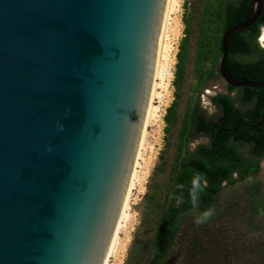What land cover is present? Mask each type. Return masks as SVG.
Segmentation results:
<instances>
[{
  "label": "water",
  "instance_id": "obj_1",
  "mask_svg": "<svg viewBox=\"0 0 264 264\" xmlns=\"http://www.w3.org/2000/svg\"><path fill=\"white\" fill-rule=\"evenodd\" d=\"M169 0H0V264H107ZM232 88H264L225 72Z\"/></svg>",
  "mask_w": 264,
  "mask_h": 264
},
{
  "label": "trees",
  "instance_id": "obj_2",
  "mask_svg": "<svg viewBox=\"0 0 264 264\" xmlns=\"http://www.w3.org/2000/svg\"><path fill=\"white\" fill-rule=\"evenodd\" d=\"M252 13L251 0L184 4L173 101L163 119L164 149L147 185L125 264H264V231L247 229V213L261 212V187L249 186L241 195L244 203L235 196L220 203L222 190L255 175L264 158V88H232L219 72L224 34ZM261 25L264 6L252 26L229 37V77L264 83V50L257 43ZM221 83L224 91L217 92ZM204 97L215 112L208 113ZM197 172L207 186L193 208L189 189ZM176 195L183 197L179 206ZM210 207L213 215L196 224L195 217Z\"/></svg>",
  "mask_w": 264,
  "mask_h": 264
},
{
  "label": "rangeland",
  "instance_id": "obj_3",
  "mask_svg": "<svg viewBox=\"0 0 264 264\" xmlns=\"http://www.w3.org/2000/svg\"><path fill=\"white\" fill-rule=\"evenodd\" d=\"M188 0H178V7L176 9L175 14L173 17H177L179 21V27L177 28V32L174 34H171L169 36L168 41V53L166 54V60L164 61L167 75L163 79L162 82L159 81L160 85H162L157 93L159 94V98H156L154 101V107L157 108V112L155 114L156 118L153 119L151 124L148 128V135H147V146L143 154V161H142V167L139 168V177L140 182L133 190L131 195V201H130V218L126 226L120 234V241H119V248L116 253V255L111 258L108 262V264H125V261L127 259L128 251L131 246L134 233L140 224V212L142 210V201L143 197L147 192V185L150 181V177L152 176L158 161H159V155L161 151L164 149V116L166 114L167 108L170 106V104L173 101V92L174 88L172 86L173 81V73L175 70V63H176V54L178 51V46L180 43L181 38L183 37V24H182V15L184 13V4ZM200 2V0H196ZM198 8H201V5H198ZM264 47V44L261 43ZM193 46V44H192ZM217 92L224 91V84H218L215 87ZM206 94L212 95V91H207ZM202 104L207 109L208 113L215 112L214 109L210 106L208 100L204 97L202 99ZM170 152H173V149H170ZM260 167L259 171L247 178L244 181L237 182L235 185L231 187H225L221 194H220V203L224 204L227 201H229L233 196L237 197L241 202H245L241 195L244 191H246L249 186H260V201L262 204V209L260 214L253 215L249 212L247 213L249 215V226L247 227L250 232L254 233H260L264 231V158L260 160ZM241 197V198H240ZM129 229V230H128ZM126 231V232H125Z\"/></svg>",
  "mask_w": 264,
  "mask_h": 264
},
{
  "label": "bare ground",
  "instance_id": "obj_4",
  "mask_svg": "<svg viewBox=\"0 0 264 264\" xmlns=\"http://www.w3.org/2000/svg\"><path fill=\"white\" fill-rule=\"evenodd\" d=\"M177 7H178V0L168 1V6H167L166 15H165L161 37L159 41V46H158L157 58H156V63H155L154 79H153L152 90L150 94L149 105H148L147 113H146L141 146H140V150H139V154H138V158H137V162H136V166L134 170V175H133L126 207H125V210H124L121 222H120V226H119L114 244L112 246L107 264L108 262H110L109 260L116 255L118 248H119L120 234L122 230L126 228V226L128 225L127 223L130 222L129 218H130V211H131V207H130L131 195H132L133 190H135V188L137 187V185L139 184L141 180L138 173H139V168L142 167L141 164L143 161V154L147 146L148 128L151 122L153 121V119L156 118L155 114L157 112V108L154 107V101L156 100V98L160 97L157 91L162 86L160 85L159 81L162 82L163 79L167 75V70H166L164 61L167 58L166 54L168 53V48H169L168 47L169 36L171 34L176 33L177 28L179 27V21L177 17L176 16L173 17V15L176 12ZM260 42L264 44V32L261 35Z\"/></svg>",
  "mask_w": 264,
  "mask_h": 264
},
{
  "label": "clouds",
  "instance_id": "obj_5",
  "mask_svg": "<svg viewBox=\"0 0 264 264\" xmlns=\"http://www.w3.org/2000/svg\"><path fill=\"white\" fill-rule=\"evenodd\" d=\"M206 186H207L206 177L199 172L195 173L191 179V188L189 189V197L193 208L198 207L200 193L204 191ZM177 187L182 189L183 185H177ZM174 200L176 206H179L183 202V197L176 195L174 196ZM213 212L214 209L211 207L203 210L202 212L199 213V215L195 217V223L201 224L207 222V220L213 215Z\"/></svg>",
  "mask_w": 264,
  "mask_h": 264
},
{
  "label": "flooded vegetation",
  "instance_id": "obj_6",
  "mask_svg": "<svg viewBox=\"0 0 264 264\" xmlns=\"http://www.w3.org/2000/svg\"><path fill=\"white\" fill-rule=\"evenodd\" d=\"M263 32H264V25H261L260 29H259V36L257 38V43L264 50V47L262 46V44L260 42V38H261V35H262Z\"/></svg>",
  "mask_w": 264,
  "mask_h": 264
}]
</instances>
